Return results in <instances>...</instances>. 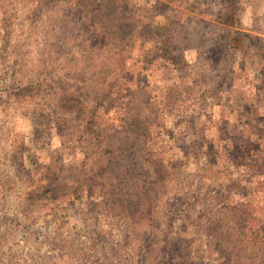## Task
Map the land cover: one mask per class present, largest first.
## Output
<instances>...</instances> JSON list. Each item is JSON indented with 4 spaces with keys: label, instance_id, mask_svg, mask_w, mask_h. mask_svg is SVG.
<instances>
[{
    "label": "rangeland",
    "instance_id": "obj_1",
    "mask_svg": "<svg viewBox=\"0 0 264 264\" xmlns=\"http://www.w3.org/2000/svg\"><path fill=\"white\" fill-rule=\"evenodd\" d=\"M84 5L0 0V264L141 263V235L164 221L162 211L150 222H132L125 207L103 200L100 182L77 183L90 175L98 150L86 146L82 123L70 121V109L58 102L84 94L89 113L101 95L90 93L101 81L110 83V97L95 115L107 131H121L132 99L139 105L145 133L138 164L143 177L158 163L164 167L162 187L151 190L161 207H176L196 184L195 195L207 200L194 208L209 206L228 174L247 188L231 198L241 201L247 192L250 210L263 207L264 215V184L256 189L247 169L234 164L240 149L257 144L247 161L264 180V0H238L231 24L223 20L224 0H112L115 24L134 25L122 6L140 21L131 44L105 40ZM78 78L93 83L79 88ZM53 173L58 183L51 184ZM173 219L167 233L176 262L188 264L195 251L207 261L204 230ZM193 223L203 225V216ZM161 229L152 253L163 245Z\"/></svg>",
    "mask_w": 264,
    "mask_h": 264
},
{
    "label": "trees",
    "instance_id": "obj_2",
    "mask_svg": "<svg viewBox=\"0 0 264 264\" xmlns=\"http://www.w3.org/2000/svg\"><path fill=\"white\" fill-rule=\"evenodd\" d=\"M83 1L85 3L82 6L83 12H88L92 15L95 14L96 20H94L97 23L96 28L99 33L103 34L105 40L112 38L118 44H124L125 42L126 44L132 43L135 29L140 21L132 15L133 12L131 9L122 6L120 11L123 14L130 13L129 18L133 20L134 25L123 24V22L115 24L112 15L116 13V9L114 12V8L110 6L112 0ZM77 2L80 4L82 1ZM224 2L226 14L223 16V20L226 22L234 21L238 0H224ZM120 20L123 21L122 18ZM231 23L233 22L229 24ZM233 40H231V43ZM101 41L103 42V39ZM109 45H111V42ZM231 45L236 46L235 44ZM95 72L97 76H100L103 73V68L98 67ZM76 82L79 88H86L93 83V80L92 78H78ZM105 86L108 87L105 88ZM109 87L110 83L105 85L103 81L96 84L90 96L95 93H101V95L97 98L94 108H90L91 111L89 113L86 111L88 107L85 105L84 99L86 96L84 94L74 95L71 93L66 97L60 96L58 102L63 110L70 109V115L74 116L70 118V121L73 119L77 122L78 126L82 123L83 133L86 131V146L91 145L98 150L96 152L97 162H94L92 171H89L90 175L84 176V181L82 179L81 181L77 180V183L90 188L92 183L100 182L104 190L103 200L108 202L110 199L113 202H118L119 206L125 207L124 215L132 222L137 223L143 219L150 222L151 219L157 216L154 214L155 212L158 210L162 211L164 221L161 224L156 223L152 227L149 226V232L144 235L146 233L145 231L141 235L142 251L141 263L139 264H179L175 259L177 257L170 254L171 246L169 245L167 233V230L174 226L173 217L176 216L181 218L180 222L185 229H203L204 236L208 240L210 255L206 259L207 261L196 256L195 251L187 257L188 264H264L263 207L250 210L252 205L249 203L248 198L244 196L247 192L239 196L242 199L241 201H236L231 198L232 191L237 193V189H240V191L247 189L242 184V180H232V176L227 174L229 179L226 180L227 184L224 189L210 196L211 202L209 206L208 204L201 205L199 210L194 208L195 203L199 198L207 200V194L203 196H200V193L195 195L197 184L195 188H189L184 192L182 191V195L177 199L176 207H169L167 209L161 207L162 203L160 205V201H162V197L160 195L155 196L151 190H155L157 184H160L159 186L162 187L167 174L164 175V167L158 163L153 173L148 170L145 171L147 176H141V165L140 163L138 164L140 147L137 142H140L141 136L144 135L145 131L144 128H141V113L137 101L132 99L133 103H130L127 111H125V123L122 125L121 131L114 132L117 135L120 134L121 137L114 136L113 132L107 131L106 126H102L100 118L95 115L96 108L103 105L106 107L108 105L106 103L109 102L108 97H110ZM71 123L74 124V122ZM61 124L63 123L58 122L56 124L59 130L64 129ZM77 133L79 134L80 131H77ZM93 140H95V145ZM256 146L257 144H246V147L243 150L240 149L239 153L236 154L235 159L237 161L234 164L247 169L249 178L247 182H252L251 184L257 189L264 184V180L257 179L260 173L255 174V169L257 168L255 163L247 161L250 159L249 156L252 157L251 151L254 148L256 149ZM133 161L137 164L131 169H128L125 174L118 173L126 170L125 166L127 162ZM127 172H129V175H127ZM52 176L51 184L58 183L59 176L54 173ZM124 182L127 183V186L123 190ZM58 189H61V186ZM115 190L118 191V194H115ZM252 191L248 190V193L250 194ZM116 195L119 196V199L115 197ZM167 199L171 200L169 194L166 196ZM202 216L203 225L193 223L196 218L201 219ZM188 221H192V225L187 228L185 226H187L186 223ZM161 227L166 229V232L162 236L163 240H160V243L163 245H160L156 252L152 253L151 249L155 245V243H152L153 239L162 230ZM192 242L193 240L189 241V243ZM151 254H153V258L148 262L147 260H149ZM167 254L170 255L165 257Z\"/></svg>",
    "mask_w": 264,
    "mask_h": 264
}]
</instances>
